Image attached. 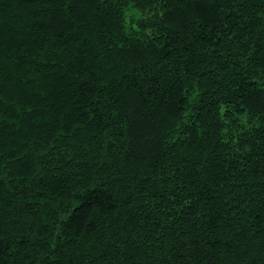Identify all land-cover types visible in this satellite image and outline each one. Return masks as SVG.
Returning <instances> with one entry per match:
<instances>
[{
  "label": "trees",
  "instance_id": "16d2710c",
  "mask_svg": "<svg viewBox=\"0 0 264 264\" xmlns=\"http://www.w3.org/2000/svg\"><path fill=\"white\" fill-rule=\"evenodd\" d=\"M0 264H264V0H0Z\"/></svg>",
  "mask_w": 264,
  "mask_h": 264
}]
</instances>
